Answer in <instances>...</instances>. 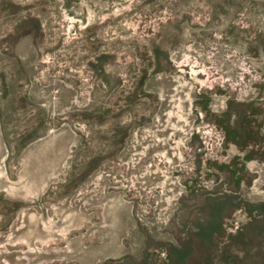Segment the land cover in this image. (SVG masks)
Here are the masks:
<instances>
[{
  "label": "rangeland",
  "instance_id": "1",
  "mask_svg": "<svg viewBox=\"0 0 264 264\" xmlns=\"http://www.w3.org/2000/svg\"><path fill=\"white\" fill-rule=\"evenodd\" d=\"M0 264H264V0H0Z\"/></svg>",
  "mask_w": 264,
  "mask_h": 264
}]
</instances>
